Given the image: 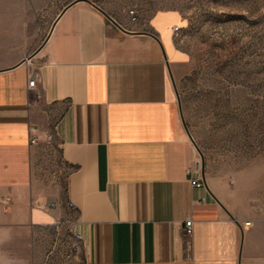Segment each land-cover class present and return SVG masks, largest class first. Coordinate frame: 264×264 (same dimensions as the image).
I'll list each match as a JSON object with an SVG mask.
<instances>
[{
	"label": "crops",
	"instance_id": "crops-1",
	"mask_svg": "<svg viewBox=\"0 0 264 264\" xmlns=\"http://www.w3.org/2000/svg\"><path fill=\"white\" fill-rule=\"evenodd\" d=\"M178 20L129 29L93 0H0V264H264L263 216L222 177L189 179Z\"/></svg>",
	"mask_w": 264,
	"mask_h": 264
},
{
	"label": "rangeland",
	"instance_id": "rangeland-1",
	"mask_svg": "<svg viewBox=\"0 0 264 264\" xmlns=\"http://www.w3.org/2000/svg\"><path fill=\"white\" fill-rule=\"evenodd\" d=\"M93 1L129 29L177 12L174 38L187 54L178 94L196 154L204 174L222 177L263 216L264 245V0Z\"/></svg>",
	"mask_w": 264,
	"mask_h": 264
},
{
	"label": "built area",
	"instance_id": "built-area-1",
	"mask_svg": "<svg viewBox=\"0 0 264 264\" xmlns=\"http://www.w3.org/2000/svg\"><path fill=\"white\" fill-rule=\"evenodd\" d=\"M131 13L133 15V18H136V15L134 14V10H131ZM179 26L175 25L173 28V32L176 35L178 33ZM40 73L39 71L35 70L33 71L32 75L29 77V86H33L36 82V80L39 78ZM46 138L50 140L52 138L51 134H47ZM31 142H35L36 138L31 137ZM188 174L189 179L191 183L197 187L204 186L205 185V174H204V163L200 156V154H196L195 157L192 159L189 167H188ZM71 205L72 202H70ZM66 222L70 224V220L66 219ZM246 224L250 223V220H247L245 222ZM69 230L72 233V239L68 242H65V250H64V258L70 262L73 257L79 252L81 246H82V236L79 232L75 231L72 226L69 227ZM183 234L186 238H190L193 234V223L192 219L189 218L186 220V222L183 224ZM62 242V241H61Z\"/></svg>",
	"mask_w": 264,
	"mask_h": 264
},
{
	"label": "water",
	"instance_id": "water-1",
	"mask_svg": "<svg viewBox=\"0 0 264 264\" xmlns=\"http://www.w3.org/2000/svg\"><path fill=\"white\" fill-rule=\"evenodd\" d=\"M100 10H102L107 16H109L111 19H113L115 21V19L113 17H111L107 12L104 11V9L102 7H100ZM189 131V130H188ZM190 134V133H189Z\"/></svg>",
	"mask_w": 264,
	"mask_h": 264
}]
</instances>
